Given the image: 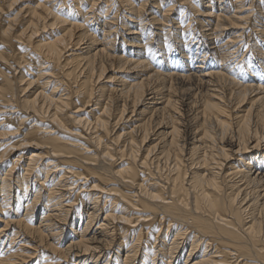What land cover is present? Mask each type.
Here are the masks:
<instances>
[{
  "label": "bare ground",
  "instance_id": "bare-ground-1",
  "mask_svg": "<svg viewBox=\"0 0 264 264\" xmlns=\"http://www.w3.org/2000/svg\"><path fill=\"white\" fill-rule=\"evenodd\" d=\"M24 1L0 264H264V0Z\"/></svg>",
  "mask_w": 264,
  "mask_h": 264
},
{
  "label": "rangeland",
  "instance_id": "rangeland-1",
  "mask_svg": "<svg viewBox=\"0 0 264 264\" xmlns=\"http://www.w3.org/2000/svg\"><path fill=\"white\" fill-rule=\"evenodd\" d=\"M4 1H8V0H3V2ZM35 0H25L20 6H18V5H13V7L15 8V7H17V9L14 11V13L17 11V10H19V9H23L26 5H34L36 2H34ZM13 13V14H14ZM48 31H44L43 32V34H41V35H39L37 38H42V37H44V36H46L48 33H47ZM119 39V38H118ZM26 124H28V122H26ZM124 125V123H122V124H120L119 125V127L118 128H120L121 126H123ZM25 125L24 126H22V127H20V129H19V131L15 134V135H13V136H9L8 138H7V140L6 141H9L11 138H13V141L12 142H14V141H16V140H18L22 135L20 134L19 135V132L20 131H25ZM117 128V129H118ZM4 139V138H3ZM2 215L0 214V217H1ZM34 223L35 224H37V221H34ZM69 228H70V225L68 224L67 225V229L65 230V231H67L68 233H69ZM64 231V232H65ZM34 261V260H33ZM32 259H30L29 261H27L25 264H31L32 262Z\"/></svg>",
  "mask_w": 264,
  "mask_h": 264
}]
</instances>
